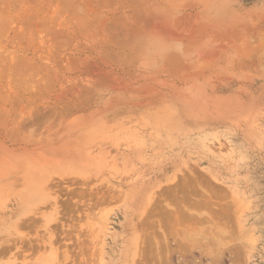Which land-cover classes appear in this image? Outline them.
Returning <instances> with one entry per match:
<instances>
[{
	"label": "rangeland",
	"instance_id": "obj_1",
	"mask_svg": "<svg viewBox=\"0 0 264 264\" xmlns=\"http://www.w3.org/2000/svg\"><path fill=\"white\" fill-rule=\"evenodd\" d=\"M261 48L264 0H0V264H264Z\"/></svg>",
	"mask_w": 264,
	"mask_h": 264
},
{
	"label": "bare ground",
	"instance_id": "obj_2",
	"mask_svg": "<svg viewBox=\"0 0 264 264\" xmlns=\"http://www.w3.org/2000/svg\"><path fill=\"white\" fill-rule=\"evenodd\" d=\"M261 49L263 50V48H261ZM263 52H264V50H263ZM263 52H262V53H263ZM261 55H262V57H263V54H261ZM245 57H246V56H245ZM245 57H244V59H245ZM255 57H256V56H255ZM251 58H252V57H251ZM256 58H258V57H256ZM246 60H247V58H246ZM248 60H250V57H249ZM260 60H261V59H260ZM262 60L264 61V59H262ZM262 60H261V61H262ZM263 61H262V62H263ZM248 63H249V62H248ZM243 64H246L245 61L243 62ZM240 65H242V64H240ZM251 67H252V66H251ZM234 68H235V66H234ZM251 69H252V68H251ZM263 69H264V68H263ZM253 70H255V69H253ZM255 71H256V70H255ZM257 71H258V70H257ZM257 71H256V72H257ZM263 73H264V71H263ZM37 155H38V153H37ZM40 155H41V154H40ZM42 156H43V155H42ZM42 156H41V157H42ZM36 157H37V156H36ZM36 157H35L34 159H36ZM38 157H39V155H38ZM48 159H50V161H51V158H48ZM48 159H47V160H48ZM52 159H53V158H52ZM37 160L39 161L38 158H37ZM44 160H45V159H44ZM44 160H43V158H42V161H44ZM53 160H54V159H53ZM61 162H62V161H61ZM61 162H58V164L61 163ZM39 163H40V164L42 163V162H41V159H40ZM44 163H45V164H44ZM44 163H42L41 165H46L47 161H44ZM47 164H48V163H47ZM51 165H52V164H51ZM51 165L48 164V166H51ZM25 177H26V176L24 175V178H25ZM24 178H23V179H24ZM26 178H27V177H26ZM25 181H26V180H25ZM25 181H23V182H25ZM45 189H46V188H45ZM23 192H24V191H22L21 193H23ZM45 192H46V191H45ZM45 192H44V193H45ZM21 193H19V194H21ZM19 194H18V195H19ZM29 194H31V193L29 192ZM29 194H27V195H29ZM21 195H22V194H21ZM47 196H48V195L45 194V195H44V198L47 197ZM29 199H30V198H29ZM29 199H27V200H29ZM30 200H31V199H30ZM55 201H56V198H55ZM28 205H29V203H28ZM26 206H27V205H26ZM22 207H23V206H21L20 208H22ZM24 209H25V207H24ZM25 210H26V209H25ZM9 220H10V219H9ZM6 221H7V220H6ZM7 223H8V222H7ZM13 227L15 228V226H13ZM13 227H12V228H13ZM8 230H9V229H8ZM55 259H56V258H55Z\"/></svg>",
	"mask_w": 264,
	"mask_h": 264
}]
</instances>
